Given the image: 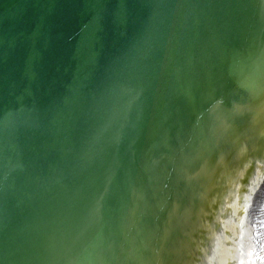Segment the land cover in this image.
Instances as JSON below:
<instances>
[{"label": "water", "instance_id": "1", "mask_svg": "<svg viewBox=\"0 0 264 264\" xmlns=\"http://www.w3.org/2000/svg\"><path fill=\"white\" fill-rule=\"evenodd\" d=\"M228 181L257 246L264 0H0V264H215Z\"/></svg>", "mask_w": 264, "mask_h": 264}, {"label": "bare ground", "instance_id": "2", "mask_svg": "<svg viewBox=\"0 0 264 264\" xmlns=\"http://www.w3.org/2000/svg\"><path fill=\"white\" fill-rule=\"evenodd\" d=\"M236 176L238 174L236 173ZM230 186L227 198H225V205L229 207L232 212V217L222 221V233L224 234L221 238L217 236V241H214L215 245L213 248L214 255L213 260L215 264H227L228 261H234L235 264H264V241L258 243L257 246L252 247V233L251 228L253 222L246 221L245 215L236 218L240 211H245L243 203L239 202L238 196V183L227 182ZM234 188V189H233ZM233 189V195H232ZM248 190V188L246 189ZM247 192L242 194V201L247 202ZM230 197V198H229ZM230 199V200H229ZM248 203V202H247ZM236 219V222L234 220ZM224 231L227 233H224ZM261 253L256 255H250L256 250H260ZM259 258V259H256Z\"/></svg>", "mask_w": 264, "mask_h": 264}]
</instances>
